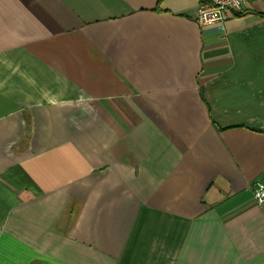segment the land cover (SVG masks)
I'll return each mask as SVG.
<instances>
[{
	"label": "crops",
	"instance_id": "0c3cea01",
	"mask_svg": "<svg viewBox=\"0 0 264 264\" xmlns=\"http://www.w3.org/2000/svg\"><path fill=\"white\" fill-rule=\"evenodd\" d=\"M0 0V264H264V0Z\"/></svg>",
	"mask_w": 264,
	"mask_h": 264
},
{
	"label": "built area",
	"instance_id": "2783aa9c",
	"mask_svg": "<svg viewBox=\"0 0 264 264\" xmlns=\"http://www.w3.org/2000/svg\"><path fill=\"white\" fill-rule=\"evenodd\" d=\"M254 0H204L200 3L197 21L201 26L221 24L233 16V12L241 11L243 6ZM253 197L256 203H264V179L257 180L252 185Z\"/></svg>",
	"mask_w": 264,
	"mask_h": 264
},
{
	"label": "trees",
	"instance_id": "16d2710c",
	"mask_svg": "<svg viewBox=\"0 0 264 264\" xmlns=\"http://www.w3.org/2000/svg\"><path fill=\"white\" fill-rule=\"evenodd\" d=\"M204 0H200V3H202Z\"/></svg>",
	"mask_w": 264,
	"mask_h": 264
},
{
	"label": "rangeland",
	"instance_id": "374dc122",
	"mask_svg": "<svg viewBox=\"0 0 264 264\" xmlns=\"http://www.w3.org/2000/svg\"><path fill=\"white\" fill-rule=\"evenodd\" d=\"M222 24V23H221Z\"/></svg>",
	"mask_w": 264,
	"mask_h": 264
}]
</instances>
